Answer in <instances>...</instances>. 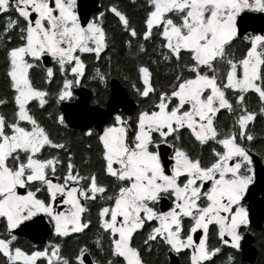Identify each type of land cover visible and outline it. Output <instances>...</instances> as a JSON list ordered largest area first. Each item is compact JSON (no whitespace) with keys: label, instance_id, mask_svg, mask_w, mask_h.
I'll return each instance as SVG.
<instances>
[{"label":"snow or ice","instance_id":"1","mask_svg":"<svg viewBox=\"0 0 264 264\" xmlns=\"http://www.w3.org/2000/svg\"><path fill=\"white\" fill-rule=\"evenodd\" d=\"M90 10L0 0V264H148L154 248L216 264L224 247L240 251L256 204L264 210V137L256 147L254 131L264 119V0H101ZM108 15L134 64L137 111L125 115L114 97L103 112L72 105L70 119L56 106L75 99L82 78L106 82ZM153 66L168 69L165 85ZM70 124L96 141L94 154L77 157L60 131ZM31 226L41 243L25 249L17 232ZM233 252L221 264H236Z\"/></svg>","mask_w":264,"mask_h":264},{"label":"trees","instance_id":"2","mask_svg":"<svg viewBox=\"0 0 264 264\" xmlns=\"http://www.w3.org/2000/svg\"><path fill=\"white\" fill-rule=\"evenodd\" d=\"M105 3L108 0H104ZM119 3L123 6H127L130 3V0H119ZM139 14H137V23H139ZM106 25L111 29L113 36H114V43L112 49V63L110 70L105 65L103 70L108 71L107 79L115 77L117 78L122 85L125 86L129 94L136 100L133 90L130 88V82L135 80V72H134V64L133 61L128 58L125 54V49L122 44L123 37L121 36L119 29L116 27L115 20L108 15V20H106ZM93 64H89L87 66V74H91ZM5 68H3V60L0 59V96H3L7 91V85L5 80ZM153 78L157 80L161 86L165 85L168 82L169 73L168 69L164 66H160L159 68L153 66ZM124 76H129V81H125ZM82 82L87 84L88 86H93L96 84L95 80H88L86 78H82ZM255 105V101L252 102ZM58 109V107L56 106ZM0 110H3L0 108ZM49 110H52L49 108ZM137 111V104L136 109L134 110V114ZM49 125H51V121H47ZM255 134L260 141L261 137H264V119H257L255 122L254 127ZM81 133L75 131H67L66 135L69 136L72 140V145L74 151L77 153V157L83 153L85 155L94 154L96 150V143L92 141V139L82 138ZM86 143L91 145V151H89V147L86 146ZM88 145V146H89ZM80 240L83 242V238L81 237ZM20 244V243H19ZM25 249H28L31 245L27 240H23L21 244ZM65 249L67 251H71L77 246V237L74 234H71L69 237L65 238L64 240ZM258 247V255L257 258L259 260V264L264 262V229L261 231L260 239L257 242ZM148 264H169L168 259L166 257V253H159L154 248L150 255H145L144 257ZM263 261V262H262ZM216 264H221L217 262Z\"/></svg>","mask_w":264,"mask_h":264},{"label":"water","instance_id":"3","mask_svg":"<svg viewBox=\"0 0 264 264\" xmlns=\"http://www.w3.org/2000/svg\"><path fill=\"white\" fill-rule=\"evenodd\" d=\"M80 2L85 5L86 9H91L87 13L89 17L91 12L95 11L96 7L99 6L98 4L99 0H80ZM251 30L252 29H248V31ZM109 88H110V92L103 107L97 104H90L89 103L90 94H91L90 89L86 86H79L74 89L75 93L77 94L76 100L68 102L67 106L63 104L59 105V109L61 111L66 112V114L71 119L76 112V109L73 108L72 105H83L88 108H93L98 106L100 108V111L103 112L107 110L108 104L111 101H113V98L118 97L122 101V103H120L117 106L118 110L122 109L127 114H132L136 107V100L129 94L125 86L122 85L117 78L112 77L109 79ZM70 126L79 128L76 124H70ZM256 193H259V195H256ZM262 199H264V192L256 191L255 200L261 201ZM255 207H256V212H255V216L252 218L253 219L252 227L259 229L261 228V225L264 222V210H262L260 204H256ZM17 235L25 237L29 241L35 244L41 243V240L39 238L41 235V231L36 226H31L29 228L23 229L22 231H18ZM47 238H48L47 234H43V240H47ZM256 253L257 250L252 243V236L247 233L245 241L243 243V247L241 249V261L246 263H253L256 257ZM168 259H169V264L170 261L179 262L175 254H172L171 256L168 255Z\"/></svg>","mask_w":264,"mask_h":264},{"label":"flooded vegetation","instance_id":"4","mask_svg":"<svg viewBox=\"0 0 264 264\" xmlns=\"http://www.w3.org/2000/svg\"><path fill=\"white\" fill-rule=\"evenodd\" d=\"M100 3H101V0H99L98 4L100 5ZM93 12H95V11H93ZM93 12H91L90 16L93 14ZM110 16H111V15H110ZM106 20H108V17H107ZM0 59L3 60V68H5L4 54H3L2 51H0ZM4 71H5V70H4ZM35 79L38 80V79H39V76L37 75V76L35 77ZM80 86H86V87H88V88L90 89V91H91L90 99H89V103H90V104H97V103H95V102L98 101V102H99V103H98L99 106H102V107H103V106L105 105V102H106L107 97H108L109 92H110V88H109V78L106 79V82L103 83V84H101V83H99V82H96L95 85H93V86H88L87 84L81 82ZM78 87H79V86H78ZM76 88H77V87H76ZM74 95H75V99H74V100H76V98H77V94L75 93V91H74ZM74 100H72V101H74ZM136 104H137V103H136ZM57 107H58V109H59V105H58ZM135 109H136V107H135ZM135 109H134V110H135ZM59 110H60V109H59ZM60 111H61V110H60ZM119 111L124 112L125 115H129V114H127L125 111H123L122 109H120ZM131 115H134V111H133V113H132ZM60 131H61V133L65 134V135H66V132H67V131H69V132H71V131H75V132L81 133V129H80V128L72 127V126H70V125H69V129H68V130H63V129H61ZM66 136H67V135H66ZM92 141L96 143V141H95L94 139H92ZM260 144H261V143L259 142V139L257 138L256 147H260ZM88 145H89V144L86 143V146H87V147H88ZM73 150H74V149H73ZM256 195H259V193H256ZM263 229H264V222L262 223L261 228L257 229V228H254V227L251 226V228H250V230H249V232H248V234H250V235L252 236V243H253L254 247L256 248L257 253H258L257 242H258V240L260 239V234H261V231H262ZM70 235H71V234H70ZM23 240H27V241L30 243V245L35 244V243L29 241V240H28L27 238H25V237L18 236V245L21 246L22 248H24V247H23L22 245H20V244H21V242H22ZM137 240H139V237H137ZM210 240H211L212 243H214V244L216 243V238H215L214 236H212V235H210ZM80 242H82V240H80ZM19 243H20V244H19ZM36 245H39V244H36ZM229 252H233V250H231V249H229V248H227V247H224V248H223V252H222V254H221L220 256L217 257V259H216V263H217V262H220V263H221V261L224 260V258L226 257V255H227ZM257 253H256V257H255V260H254L253 263H246V262H242V261H241V250L238 251V252H233V254H234V256H235L236 264H259V260H258V258H257V255H258ZM166 257H167V259H168V255H167V254H166ZM177 258H178L180 264H183V257H177ZM262 262H263V261H262ZM168 263H169V259H168ZM260 264H264V262H263V263H260Z\"/></svg>","mask_w":264,"mask_h":264}]
</instances>
